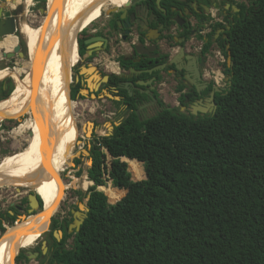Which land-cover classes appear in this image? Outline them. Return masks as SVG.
Returning <instances> with one entry per match:
<instances>
[{
	"label": "trees",
	"instance_id": "16d2710c",
	"mask_svg": "<svg viewBox=\"0 0 264 264\" xmlns=\"http://www.w3.org/2000/svg\"><path fill=\"white\" fill-rule=\"evenodd\" d=\"M241 2L249 15L223 46L232 84L216 111L162 104L142 119L126 100L124 120L91 150L89 211L57 264H264V0ZM140 164L146 177L133 180ZM110 180L117 188L98 189Z\"/></svg>",
	"mask_w": 264,
	"mask_h": 264
},
{
	"label": "flooded vegetation",
	"instance_id": "af4514ba",
	"mask_svg": "<svg viewBox=\"0 0 264 264\" xmlns=\"http://www.w3.org/2000/svg\"><path fill=\"white\" fill-rule=\"evenodd\" d=\"M127 2L119 5L109 3L102 8L100 14L77 34L71 44V102L86 99L112 101L116 105H123V111L128 112L129 105L126 100H134L138 102V116L141 118V110L144 108L160 111L162 104L165 107H173L168 105L164 98L167 87V93L170 92L181 101L178 107L180 111L185 110L195 116L213 113L211 96L214 87H224L217 84L214 68L230 66V53L225 55L223 46H229V31L232 26L243 16L246 18L249 15L243 10L241 2L130 0L128 6ZM133 4L138 7L140 13H134L133 8H130ZM122 8H126L124 12L121 11ZM4 17L1 16L0 21ZM2 43L3 48L7 50L6 43ZM20 43L23 51L24 42ZM18 57L20 56L16 53L8 58ZM111 67L116 70L106 71ZM83 68H96L101 79L91 73L93 69L84 70L91 74H82ZM184 68H188V71ZM105 75H108L107 79L104 78ZM227 75L229 72L226 68ZM89 79H92L93 88L88 89ZM20 83L21 81L17 80L16 91L17 84ZM13 85L12 79L2 80L0 95L2 90L8 95ZM86 89L88 91L84 92ZM216 93L217 91L214 99ZM20 116L21 112L13 118ZM76 126L79 132L77 119ZM113 126L111 134L117 125L113 123ZM84 130L88 134L89 124L85 125ZM79 134L80 132L75 144ZM62 177L64 176L61 175L57 179ZM77 179L79 180L78 177ZM70 181L74 182L73 179ZM72 187L78 186L72 184ZM4 198L8 200L9 196L1 197L2 200ZM38 200L42 205L39 196ZM2 208L0 205V224L5 227L6 221H15L21 213L29 214L28 194L17 198L13 203L8 201L6 210ZM25 220L26 218L23 222ZM55 220H58L59 227H54L53 219L50 229L36 240L33 247L23 248V264H57L58 249H68L65 247L66 234L75 238L78 231L76 224H73V231L69 233L68 220L64 216ZM59 230L62 231L61 237L56 236Z\"/></svg>",
	"mask_w": 264,
	"mask_h": 264
},
{
	"label": "bare ground",
	"instance_id": "6f19581e",
	"mask_svg": "<svg viewBox=\"0 0 264 264\" xmlns=\"http://www.w3.org/2000/svg\"><path fill=\"white\" fill-rule=\"evenodd\" d=\"M54 1L50 0L51 7L41 26L35 28L24 23L21 27L28 41L30 62H26L24 68L20 70L27 73L21 83L17 84L18 90L0 101V123L3 119L13 118L20 112L21 115L25 114L33 107L34 115L24 122V129H33L34 136L24 150L6 156L0 162V187L7 183V178L22 176L37 167L49 170L45 165L46 159L56 172L50 179L45 178L36 182L33 177L12 183L16 187L35 189L44 200V208L37 220L17 230L16 234L9 231L0 238V264H8L13 260V254L18 249L32 246L38 236L47 229L52 213L56 209L50 202L48 189L56 181L55 177L60 176L57 171L63 168L65 162L69 163L68 158L72 154L79 133L74 115L76 103L71 102L69 98L68 84L72 67L70 46L77 34L100 14L102 8L109 3L119 5L127 2V0H59L54 5ZM31 2L32 0H26L27 5ZM18 37L11 34L1 41L6 43L7 51L14 50ZM37 62H40L41 69L35 82L31 81V76ZM18 71L16 69L10 73L6 69L1 70L0 77ZM18 106L22 108L14 116H10ZM89 126L91 130V125ZM72 179L77 180V177L73 176ZM23 221L24 218L17 224H25ZM73 227L74 225L69 228V233L73 231ZM76 228L79 231L78 225Z\"/></svg>",
	"mask_w": 264,
	"mask_h": 264
},
{
	"label": "rangeland",
	"instance_id": "374dc122",
	"mask_svg": "<svg viewBox=\"0 0 264 264\" xmlns=\"http://www.w3.org/2000/svg\"><path fill=\"white\" fill-rule=\"evenodd\" d=\"M239 1L241 2V0ZM241 5H243L242 2ZM41 6H42L41 0H32V2L29 5L26 4V0H18V1L0 0V17L9 16V15L17 16L18 31L16 35L17 37L19 36L18 41L24 42L23 52L25 53L24 58L22 57H18L16 59L8 58L4 54V52L7 50L3 48V43L0 41V71L6 69L8 72L13 73L15 72L16 69L19 70V73L16 72L15 74H8L6 76L0 77V82L5 78L13 80V84H14L13 89L9 92L7 97L15 93L17 80L22 81L27 73L20 70L24 68L26 62H30L28 41L26 35L22 32L21 27L24 23L30 24L32 27L35 28L41 26V23L45 20L47 16L46 15L44 18V15L40 12ZM227 6H229V4H227ZM77 49H78V45H77ZM214 69L216 70L217 78L218 76L221 75L226 76L225 66L215 67ZM109 70L110 71L116 70V68L111 67L108 68V70L106 71ZM221 86H227V83ZM167 91L168 89L166 87L164 91V98L166 99V103L170 106L174 105L173 106L174 108H178L181 101L177 100L176 97L170 92L167 93ZM0 100L3 101L4 99L0 98ZM74 102L76 103L74 107V115L78 121V128L80 132L78 142L74 144L72 154L68 158L69 163H65L63 168L57 171L60 174V176L57 175L55 177L56 181L53 184H51L48 189V193L50 195V202L54 207H56V209L52 213L51 220L62 219V217L64 216L65 219L68 220V229L74 224L75 220L78 219L77 216L75 215L76 212H81L84 215L87 212L86 208H87V200L89 197L88 196L89 187L94 185V182L88 178V169L92 163V158H91L92 148L94 147V145H98V140L102 136H108L111 134L112 128L110 127V125H113V123H119L128 114L127 111H123V107H122L123 105H116L112 101L100 102L97 100L86 99L80 101L74 100ZM21 108H22L21 106L20 107L18 106V109ZM182 112L190 114L185 110H183ZM157 113H158L157 109L149 110L147 108H144L143 110H141V118L142 119L150 118L156 115ZM29 118L31 117H27L22 122L19 123L16 121V119L10 118V119H6L0 125V162L8 155H13L17 152L24 150V148L28 145V142L30 140L29 131L31 129L30 128L24 129V122L27 121ZM88 122H92L94 126L92 128V131L89 130L87 134L84 130V127ZM110 159L111 156L108 155L107 158L108 162L110 161ZM122 160L128 162L125 157H123ZM140 165L145 174L143 164ZM129 170H130V165H129ZM61 175H63L64 177L57 179V177H61ZM73 176L78 177L79 180L78 179L74 180V182L72 183L70 180L73 178ZM145 177L146 174L142 178L135 177V175L132 172L133 180H141L144 179ZM86 181L88 182V185ZM72 184L73 186L75 185L78 187L73 188ZM110 186L114 187L111 180L107 183V185L99 186L98 189L104 191L107 194L105 188ZM29 193L30 191L27 188H22L21 191H18L17 187L10 183L2 185L0 187V205L3 206L2 209H5L7 207L8 201L9 203H13L16 201L17 198L21 196H26ZM3 195H8L9 196L8 200L5 198L2 200L1 197ZM40 199L42 200L41 197ZM109 202L115 203V202H111L110 199ZM81 205H83L84 207L81 208ZM41 208H44V200H42ZM41 211L35 213L36 215L29 216L25 220V224L23 223L17 224V223L20 222V219L22 220L23 217L29 215V214L27 215L26 213H21L18 217H16L15 221L13 220L12 221L10 220V222L6 221L7 224L9 223L10 224L8 225V227H5V229L3 230L0 229V238H2L4 234H6L9 231H13V234H16L17 230L23 229L32 222H34L35 220H37L40 217ZM51 220L47 225V229L44 231L45 233L51 227L50 225ZM73 246H74V236L67 237V240L65 241V247L71 249ZM31 247H33V245ZM31 247H26V248L30 249ZM23 250H24L23 248L18 249L13 254V260H10L8 264H15V262L17 264H23V256H22L24 254Z\"/></svg>",
	"mask_w": 264,
	"mask_h": 264
},
{
	"label": "water",
	"instance_id": "95a60500",
	"mask_svg": "<svg viewBox=\"0 0 264 264\" xmlns=\"http://www.w3.org/2000/svg\"><path fill=\"white\" fill-rule=\"evenodd\" d=\"M58 1L59 0H55L53 2V4L54 3L57 4L56 2H58ZM129 1L127 2V6L129 5ZM51 3H50V0H46V1L42 2V6L40 8V12L44 15V18L48 14V11H49V9L51 7ZM130 8H133L134 13H140L138 7L135 4H133ZM125 9L126 8H122L121 11L124 12ZM146 21L148 23L150 22V20H147V19H146ZM17 30H18L17 16L16 15H9L7 17H4L0 21V41H2L8 35H11V34L16 35ZM16 53H18L19 56L22 57V58L25 57V53L23 51H21V43H20V41H18V43L15 46V48H14L13 51H10V52L5 51L4 52L5 56H7V57H12ZM229 61H230V64L229 65L231 66L232 63H231V56H230V54H229ZM34 68L35 69L33 70V74L31 76V81H34L35 80V82H36L38 80L39 71L41 69L40 62H37V64L35 65ZM91 69H93V72H91V73H93L95 77H98V78L101 79V75L99 74V72H98V70L96 68H83L82 71H81V73L82 74H85V73L88 74V72H84V70H91ZM66 70H67V67H66ZM71 70H72V67L70 68V72H71ZM184 70L188 71V68H184ZM28 71L30 72V69H28ZM91 73H89V74H91ZM104 78L107 79L108 78V75H105ZM226 82H227V86H224V87L215 86L214 87V90H213L212 96H211V100H212V103L211 104L213 106L212 110L214 112L216 111L217 104H216L215 99H214L213 96L215 95V92L216 91L217 92H222L223 90H226L227 88H230L231 87V84H232V74L229 73V75L226 76ZM87 84H88V89L89 88H93L92 87L93 86V83H92L91 79H89V81H88ZM68 88H70L69 84H68ZM88 89L84 90V92H87ZM186 102H187V100H186ZM140 108H142V106H140ZM182 108H184V107H182ZM137 114L140 116L139 110H137ZM33 115H34V109H33V107H30L29 110H28V112H26L25 114H22L20 117L14 118V119H16L19 122H22L25 118L32 117ZM120 123L121 122L115 123V124L116 125H119ZM87 124H89V125L91 124V131H92V128H93L94 124L92 122H88ZM110 127L113 129L114 126L113 125H110ZM29 135H30V139L34 136L33 129L29 131ZM44 148H45V146H44ZM45 150H46V148H45ZM45 165L49 168V170L45 169L44 167H41V169H40V167H37L34 170H32L31 172H29L27 174H23L22 176L19 175L17 177L12 178V179L7 178V183H5V184H9V183L12 184L13 182H21V181H24V180H27V179H31L33 177L35 178L36 182L37 181H41V180H43L45 178L50 179L52 177L53 173L56 172V171L52 168V166L50 164V161H48V159H46ZM27 189L30 191V193L28 194L30 209H29V215L23 217V218H26V219L29 216L36 215L35 213H37V212H39V211H41L43 209V208H41V204H40V202L38 200V195L40 196V194L35 189H33V188H27ZM17 190L18 191H21L22 190V187H17ZM83 207L84 206L81 205V208H83ZM86 211H89V208L88 207L86 208ZM75 215L77 216L78 219L75 220L74 224L78 225L79 228H80L81 224L84 222L85 218L87 217V213L84 215L81 212H76ZM20 222H21V219H20ZM51 223H52V220H51ZM19 233H21V232H19ZM44 234H45V232L42 233V234H40L38 236V238H40ZM58 234H60V235L58 236ZM58 234L56 236L57 237H61L62 236V231L59 230L58 231ZM22 248H25V247H22ZM31 258H35V256H31Z\"/></svg>",
	"mask_w": 264,
	"mask_h": 264
},
{
	"label": "built area",
	"instance_id": "2783aa9c",
	"mask_svg": "<svg viewBox=\"0 0 264 264\" xmlns=\"http://www.w3.org/2000/svg\"><path fill=\"white\" fill-rule=\"evenodd\" d=\"M226 83H227V82L224 81V76H223V75L218 76V78H217V84H219V85H223V84H226ZM8 225H9V224H5V227H8Z\"/></svg>",
	"mask_w": 264,
	"mask_h": 264
},
{
	"label": "crops",
	"instance_id": "0c3cea01",
	"mask_svg": "<svg viewBox=\"0 0 264 264\" xmlns=\"http://www.w3.org/2000/svg\"><path fill=\"white\" fill-rule=\"evenodd\" d=\"M110 71V70H109ZM18 73H19V71H18ZM174 106V105H173ZM11 114V113H10Z\"/></svg>",
	"mask_w": 264,
	"mask_h": 264
}]
</instances>
